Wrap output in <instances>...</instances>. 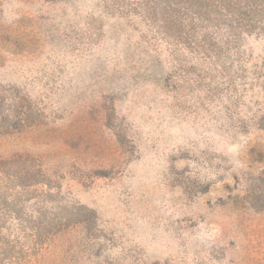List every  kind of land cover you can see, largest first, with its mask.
<instances>
[{
	"label": "rangeland",
	"instance_id": "obj_1",
	"mask_svg": "<svg viewBox=\"0 0 264 264\" xmlns=\"http://www.w3.org/2000/svg\"><path fill=\"white\" fill-rule=\"evenodd\" d=\"M134 7L0 0V96L37 121L0 135V264H264V35L220 79Z\"/></svg>",
	"mask_w": 264,
	"mask_h": 264
},
{
	"label": "trees",
	"instance_id": "obj_2",
	"mask_svg": "<svg viewBox=\"0 0 264 264\" xmlns=\"http://www.w3.org/2000/svg\"><path fill=\"white\" fill-rule=\"evenodd\" d=\"M136 7L123 12L124 16L140 18L146 26L145 31L156 43L170 45L172 52L179 48L186 49L197 55L201 71L213 69L222 79L227 67V61L236 53L241 35H264V0H133ZM196 22L197 40L179 42L169 41L171 34L194 32L195 26L182 23L184 16ZM174 36V35H173ZM231 61H228V65ZM203 68V69H202ZM198 80V79H197ZM222 82L219 81V84ZM23 99L16 103L7 101L0 96V135L18 129H27L35 125L30 111L23 106ZM10 103V104H9ZM264 118V117H263ZM264 131V119L258 123ZM264 164V155H263ZM258 181H264V169L257 175ZM263 204V203H262ZM74 216L84 224L92 216V210L76 205L72 209ZM69 217H55L52 226L56 230L68 227ZM54 227V228H55ZM58 228V229H57ZM48 234H53L49 233ZM41 238V234L39 235ZM44 235H42L43 238ZM45 238V237H44ZM41 243V242H40Z\"/></svg>",
	"mask_w": 264,
	"mask_h": 264
}]
</instances>
